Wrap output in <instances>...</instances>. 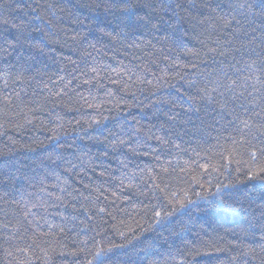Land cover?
<instances>
[{
    "label": "trees",
    "instance_id": "16d2710c",
    "mask_svg": "<svg viewBox=\"0 0 264 264\" xmlns=\"http://www.w3.org/2000/svg\"><path fill=\"white\" fill-rule=\"evenodd\" d=\"M132 4L0 0V264H264L261 117L241 136L188 109L260 64L264 0Z\"/></svg>",
    "mask_w": 264,
    "mask_h": 264
},
{
    "label": "snow or ice",
    "instance_id": "6c2138e0",
    "mask_svg": "<svg viewBox=\"0 0 264 264\" xmlns=\"http://www.w3.org/2000/svg\"><path fill=\"white\" fill-rule=\"evenodd\" d=\"M113 6L114 7H122V12L124 13H130L131 9L133 8L132 0H112ZM101 4L99 2L96 3V7L99 8ZM180 7L181 5H177ZM195 7V5H192ZM31 7V6H30ZM49 7H52V5H49ZM37 9L35 7H31V11L35 12ZM61 11H64V9H60ZM143 19V17H141ZM78 23H82L79 19H77ZM9 47H13L12 45H9ZM8 49L5 48L4 51L6 52ZM223 54V53H221ZM256 56L260 58V64L257 65V61L255 59L252 60L251 64L245 62V66L249 69V72L247 76L242 77L243 83H238V78L237 80H233L227 72L223 73L222 78H218L215 81L211 82V86H206L203 89L200 90V94L198 96V101L197 103V97L189 96L188 100L191 102L188 104V109L191 110L193 107V104H196L197 110H199V107L201 104L203 105H217L219 108V111L216 112L217 118L214 120V123L219 125L221 121H224V128L226 129L228 126H233L234 131L238 132L243 136L246 132H250V130L255 126V121L250 123V120L253 116H260L261 117V122L259 124L260 128H264V75H256L255 73L257 70H259L261 73H264V53L262 52H257ZM239 63V61H238ZM92 72H97L98 70L93 68L91 69ZM115 71V70H114ZM85 76H87V73H84ZM19 79V76L17 77ZM63 79V77H61ZM111 82L113 84H118V81L115 79H112L109 77ZM93 80H95L98 84L100 81L99 77H95L92 79H85L83 83L85 84H92ZM230 81V82H229ZM256 82L261 83V88L257 89L256 88ZM194 83V82H192ZM101 87H103L102 84H100ZM5 87H7V80H5ZM123 88H127L128 85L125 83L122 85ZM237 88L240 89V91H237ZM249 88L251 90H249ZM221 89H223L221 91ZM229 93L231 95L229 96ZM111 95V92L108 93ZM257 95H259V100H257ZM217 96H220L221 99L217 100ZM242 98V99H241ZM81 99L85 100L87 102V98L81 96ZM237 101H239V107H243L244 111L248 114V118H243L240 116V114L237 112ZM89 107H92V104L89 103ZM259 109V111H257ZM227 117H231V119H227ZM170 119L172 117H169ZM239 121V124H236L235 122ZM92 124H95L96 126H99L102 121H92ZM242 125V127L240 126ZM141 129L137 128L133 135L136 133L140 132ZM217 131H220V129H217ZM55 139V138H54ZM149 139H155L158 142L161 143H166V141L160 137L156 136L155 134H151L149 136ZM225 139H232L233 142H235L234 137L228 136L225 137ZM120 143L123 144L125 141L123 139L120 140ZM176 148H180L181 146L179 144L174 145ZM153 152L155 153V149H153ZM147 155V154H146ZM253 158H255V152L252 153ZM155 159L159 160L160 157L159 155L154 156ZM170 163V162H169ZM167 171V169H164ZM152 169L148 170L149 175L152 173ZM100 175H104L103 172L99 173ZM250 179L252 177H249ZM66 183V181H65ZM87 187V186H86ZM128 187H131V185H128ZM149 189L152 188H159L161 192L164 191V188H160L159 184H156L155 181L153 183L148 184L147 186ZM227 187V185H225ZM105 192L107 189H103ZM123 190V189H122ZM43 191V189H41ZM61 191H64V189H61ZM90 191H96L95 188L90 189ZM154 194V193H153ZM175 195V194H173ZM56 200L60 201L61 197L56 196ZM86 200H90L91 197H85ZM46 203V202H45ZM196 202L193 200H186V203L182 202L180 207L184 208L187 205H192L195 204ZM218 207H224V204L221 202L220 204L217 205ZM33 207H36V205H33ZM81 210L87 211V209H84L83 206H81ZM154 210V209H153ZM229 211H237V209L231 208V206L228 207ZM30 211V210H29ZM105 211L104 208H100L99 212L103 213ZM175 211V209H173ZM172 213H165V216H161L160 211H155V224H160L163 219L167 218L170 216ZM91 218V217H89ZM31 223V221H30ZM51 227V225H49ZM63 231V229H62ZM262 239H264V235H262ZM113 247H123V246H113ZM264 250V248H262ZM112 248L109 249H102L100 252H97L95 254V258H99L102 255H106L107 253H111ZM87 264H93L91 260L87 261ZM102 264V262H100Z\"/></svg>",
    "mask_w": 264,
    "mask_h": 264
}]
</instances>
